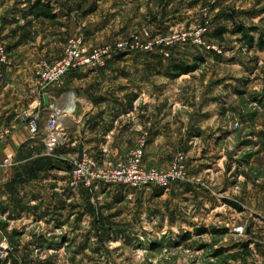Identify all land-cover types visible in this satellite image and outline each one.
I'll return each mask as SVG.
<instances>
[{
	"label": "rangeland",
	"instance_id": "rangeland-1",
	"mask_svg": "<svg viewBox=\"0 0 264 264\" xmlns=\"http://www.w3.org/2000/svg\"><path fill=\"white\" fill-rule=\"evenodd\" d=\"M19 1L26 0H0V35L10 4ZM71 6L87 9L89 16L76 25L60 22L70 32L56 40L61 57L72 37H82L89 51L135 37L141 46L164 45L170 38L173 45L165 51L156 44L153 53L138 49L106 61L103 67L116 60L120 68L102 95L137 100H112L102 111L135 105L134 120L119 125L122 134L136 123V130L122 137L125 152L103 161L76 150L63 154L65 135L44 166L24 170L32 178H48L33 191L45 192L51 218L36 224L42 214L18 215L21 199L15 200V212L0 217V264H264V0H76ZM205 29L201 41L218 51L193 44ZM184 35L189 40L178 41ZM0 44L12 57L11 42L0 37ZM199 55L206 60L192 72L171 69L173 60L191 68ZM115 137L113 148L119 143ZM135 139L136 146L147 141L145 153L148 147L163 153L152 165L144 161L151 172L169 170L184 155L186 181L169 189L83 191L65 180L73 160L93 157L108 168L133 152ZM246 248L252 256L244 257ZM236 253L242 257L231 260Z\"/></svg>",
	"mask_w": 264,
	"mask_h": 264
},
{
	"label": "crops",
	"instance_id": "crops-1",
	"mask_svg": "<svg viewBox=\"0 0 264 264\" xmlns=\"http://www.w3.org/2000/svg\"><path fill=\"white\" fill-rule=\"evenodd\" d=\"M34 1L36 0L10 4L7 15L9 20L4 25L0 35L3 41L11 42L9 49L13 57H11L12 66L6 70L4 80L0 81V136L6 135V138L0 141V158H4L8 153L15 157V166L12 169L0 170V217L8 218L11 216V213L15 212V200L21 199L24 201H17L19 205L22 204L21 210L17 209V214L24 215L28 212V215L25 216L27 218L32 213L42 214L41 219L38 220L37 218L36 220V224H38V221H47L51 218L46 215L47 212L44 209L46 207V210H49L47 207L49 201L44 194L45 192H34L33 190L36 183L41 184L48 178L41 176L32 178L30 174H25L24 170L42 167L50 158L45 156L44 141L40 137L34 138L31 135L28 125L23 120V115L25 113L39 114L40 125L43 126L49 114L54 112V107L64 108L62 110H67V114H65L67 132L63 148H60L59 151L63 154L75 150L78 153L80 151L87 152L103 161L104 157L125 152L126 148H124L122 137L126 132L131 133L136 130V123L131 124L128 128L131 131L127 130L122 134L124 125L122 123L120 127L121 132L119 125L123 119L128 117L134 120L137 111L134 110L135 105H133L134 107L122 105L123 110L117 112L107 111L103 113L102 111L108 105L107 103L112 100L123 101L128 99L126 102L132 104H135L137 100L124 97L109 99V97L102 95L101 90L105 87L107 80L116 72V69L120 68V64L118 65L116 60L108 62L106 68L101 67L96 71L82 70L73 73L66 79L63 87H53L48 92L43 93L39 86L41 64L47 60L56 61L61 57V54L56 52L55 44L56 40H61L59 38L65 35L66 28L60 26V22L76 25L82 22L83 17L89 15L87 9L83 8L78 12L71 6L76 0L70 2L45 0L57 8L58 18L53 21L36 19L28 13ZM49 22L53 24L49 26ZM60 28L63 33H61ZM66 34L70 35V32ZM129 79L128 77L125 81L133 80L134 77ZM69 92L73 94L70 96L71 101L66 97V93ZM46 96L48 97V104L45 102ZM86 104H88V108L85 106ZM72 106L81 111L79 116L77 112L75 115L72 114L74 112ZM109 120L113 122L110 123ZM115 136L119 139V143L116 144L117 147L113 148L112 143L116 138ZM136 143V139L131 141V151L135 148ZM40 146H42V150H37ZM161 155H163L162 151L155 152L152 151L151 147H148L144 161L146 165H152L154 159H158ZM64 178L62 177V179ZM65 180L67 183L70 182L68 175ZM65 182L63 183L66 184ZM72 189L92 191L83 187H72ZM67 190L69 189L65 191ZM99 190L101 189L95 191ZM69 195L70 193L67 192L65 197H69ZM61 197H64V194H61ZM55 199L57 200V198ZM69 209L70 206L67 205L66 209L63 210L66 213Z\"/></svg>",
	"mask_w": 264,
	"mask_h": 264
},
{
	"label": "built area",
	"instance_id": "built-area-1",
	"mask_svg": "<svg viewBox=\"0 0 264 264\" xmlns=\"http://www.w3.org/2000/svg\"><path fill=\"white\" fill-rule=\"evenodd\" d=\"M207 30H202L197 34V41H193L196 47H202L207 51H218L215 47L208 46L201 41ZM146 40L151 39L149 33H145ZM189 39L184 35L178 41L187 42ZM141 41H143L141 39ZM160 42H148L146 46H141L139 38L135 37L131 41L115 43L114 45L102 47L89 51L85 47L82 37H72L68 40L67 47L62 57L54 63L43 62L39 72V86L43 93L48 92L51 88L63 87L66 77L79 69H97L103 67L107 60L119 57L124 53L145 50L146 53H153L155 45H160L163 50H169L173 45V40L167 39ZM159 47V46H158ZM162 53L166 58L169 57L164 51ZM205 57V56H204ZM12 66V59L7 48L0 44V81H3L6 70ZM72 93H66L67 99L70 100ZM65 97V98H66ZM72 100V99H71ZM70 100V101H71ZM68 101V102H70ZM74 101V100H73ZM72 101V103H73ZM54 113L51 112L47 117L45 124L40 125L39 114L32 113L23 115V120L29 127L31 135L34 138H42L46 146V155L53 157L57 147L63 142L67 128L62 122L60 114H67V110L54 107ZM53 108V109H54ZM68 109V108H67ZM6 135L0 136V141L4 140ZM147 141L141 140L132 153L127 155L110 167L105 168L93 157L83 156L73 160L70 163V184L73 188L84 187L89 189L104 187H129L142 188L147 186H157L163 189H169L174 183H184L186 181V172L184 170V155L174 161L167 171L151 172L145 169V147ZM15 166V157L8 153L4 158H0V170L10 169Z\"/></svg>",
	"mask_w": 264,
	"mask_h": 264
},
{
	"label": "trees",
	"instance_id": "trees-1",
	"mask_svg": "<svg viewBox=\"0 0 264 264\" xmlns=\"http://www.w3.org/2000/svg\"><path fill=\"white\" fill-rule=\"evenodd\" d=\"M29 15L33 18L36 19H43V20H49V21H53L56 20L58 18L57 12L55 7L51 4V2H46L43 0H36L34 1L31 6L30 9L28 11ZM153 58H161V56H154ZM195 64L191 67L188 68L184 65H182V62H178L180 60H173L171 62H175L173 63V65H171V69L175 70L177 72V74L180 73H189L192 72V70H195L198 66L196 63H200L206 60V57H203L201 55L195 57ZM170 67V66H169ZM252 251L249 248H246V251L244 253V257H250L252 256ZM241 254H234L231 255L229 258L233 261L238 260L239 258H241Z\"/></svg>",
	"mask_w": 264,
	"mask_h": 264
},
{
	"label": "water",
	"instance_id": "water-1",
	"mask_svg": "<svg viewBox=\"0 0 264 264\" xmlns=\"http://www.w3.org/2000/svg\"><path fill=\"white\" fill-rule=\"evenodd\" d=\"M45 102H46V104H48V97L47 96L45 97ZM77 107H78V105H77ZM77 107H76V111L78 110L77 115L79 116L81 114V111L79 109H77Z\"/></svg>",
	"mask_w": 264,
	"mask_h": 264
}]
</instances>
